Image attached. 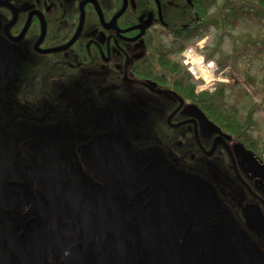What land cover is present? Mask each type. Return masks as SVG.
Returning <instances> with one entry per match:
<instances>
[{
  "label": "flooded vegetation",
  "instance_id": "af4514ba",
  "mask_svg": "<svg viewBox=\"0 0 264 264\" xmlns=\"http://www.w3.org/2000/svg\"><path fill=\"white\" fill-rule=\"evenodd\" d=\"M193 11L0 0V264H264L254 128L154 52Z\"/></svg>",
  "mask_w": 264,
  "mask_h": 264
},
{
  "label": "rangeland",
  "instance_id": "374dc122",
  "mask_svg": "<svg viewBox=\"0 0 264 264\" xmlns=\"http://www.w3.org/2000/svg\"><path fill=\"white\" fill-rule=\"evenodd\" d=\"M260 1L218 0L205 18L207 22L216 24L210 26L204 36L189 42L182 39L176 45L171 44L168 48H164L170 62L182 61L183 65L180 64L179 68L182 76L186 75L189 78L191 86L196 91L203 84H215L212 86L214 89L209 88L210 92L215 90L213 95H217L218 102L224 99L234 106V112L240 123L243 122L254 128L253 138L257 139L264 152V17L261 18L263 25L256 24V20H241L233 28L224 24V19L233 6H242L248 11L257 13L258 17L262 16ZM191 17L192 14L188 12L184 22L188 24ZM173 40L172 37L157 39L154 52L169 42L174 44ZM202 40L205 42L200 44ZM187 47L195 51L190 49L186 52ZM186 55H190V60L194 64L200 63L195 65L196 68L206 67L204 69L209 75L207 79L197 71L196 75H193L191 66L184 64Z\"/></svg>",
  "mask_w": 264,
  "mask_h": 264
},
{
  "label": "trees",
  "instance_id": "16d2710c",
  "mask_svg": "<svg viewBox=\"0 0 264 264\" xmlns=\"http://www.w3.org/2000/svg\"><path fill=\"white\" fill-rule=\"evenodd\" d=\"M218 0H192V6H193V19L190 23L187 24V27L185 29H182L181 34H178L176 32L175 35H180L179 37H183L186 41H192L194 39L201 38L204 36L210 26L215 25V22H207L206 17L209 14V11L212 7H214L217 4ZM260 7L262 8L263 15L258 17L257 13H253L252 11H248L242 6L235 7L233 6L230 9V12L226 15L224 19V24L231 25V27H235L236 24L243 21H254L256 20V24H261V18L264 17V0H261L259 3ZM258 20H257V19ZM263 25V23L261 24ZM176 45V44H173ZM180 48V47H178ZM177 48V49H178ZM162 64L169 65L171 70L174 69V63L170 62L169 59L163 58L162 56L159 58ZM177 72H180L179 67H177ZM183 78H186L189 80V78L184 75ZM222 92V91H220Z\"/></svg>",
  "mask_w": 264,
  "mask_h": 264
},
{
  "label": "bare ground",
  "instance_id": "6f19581e",
  "mask_svg": "<svg viewBox=\"0 0 264 264\" xmlns=\"http://www.w3.org/2000/svg\"><path fill=\"white\" fill-rule=\"evenodd\" d=\"M200 64V63H199ZM199 64H191L190 66H192L193 67V75L195 74L196 75V71L197 72H199V74L204 78V79H207L208 78V73L206 72V70L204 69V68H206V67H199V69L198 68H196V66L195 65H199ZM194 65V66H193ZM229 84L230 85H233V83H230L229 82Z\"/></svg>",
  "mask_w": 264,
  "mask_h": 264
},
{
  "label": "built area",
  "instance_id": "2783aa9c",
  "mask_svg": "<svg viewBox=\"0 0 264 264\" xmlns=\"http://www.w3.org/2000/svg\"><path fill=\"white\" fill-rule=\"evenodd\" d=\"M190 49H192V48H188L187 50H186V52L188 51V50H190ZM193 51H195L194 49H192ZM184 64L186 65V64H188V65H191V64H194V62L192 61V60H190V55H186L185 56V58H184ZM194 66V65H193ZM191 70H192V72H193V67L191 66ZM222 81V80H221Z\"/></svg>",
  "mask_w": 264,
  "mask_h": 264
},
{
  "label": "water",
  "instance_id": "95a60500",
  "mask_svg": "<svg viewBox=\"0 0 264 264\" xmlns=\"http://www.w3.org/2000/svg\"><path fill=\"white\" fill-rule=\"evenodd\" d=\"M205 41L204 40H202V41H200V44H203ZM262 171V170H261Z\"/></svg>",
  "mask_w": 264,
  "mask_h": 264
}]
</instances>
